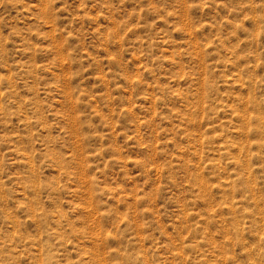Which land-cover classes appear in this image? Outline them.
Here are the masks:
<instances>
[{
	"label": "rangeland",
	"instance_id": "rangeland-1",
	"mask_svg": "<svg viewBox=\"0 0 264 264\" xmlns=\"http://www.w3.org/2000/svg\"><path fill=\"white\" fill-rule=\"evenodd\" d=\"M0 264H264V0H0Z\"/></svg>",
	"mask_w": 264,
	"mask_h": 264
}]
</instances>
